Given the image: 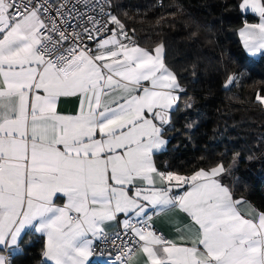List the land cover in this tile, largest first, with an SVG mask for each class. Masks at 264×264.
<instances>
[{"label":"snow or ice","instance_id":"snow-or-ice-1","mask_svg":"<svg viewBox=\"0 0 264 264\" xmlns=\"http://www.w3.org/2000/svg\"><path fill=\"white\" fill-rule=\"evenodd\" d=\"M82 3L0 0V250L32 230L44 264H91L97 241L111 264H264V210L234 197L222 163L191 176L156 164L184 91L164 44L140 47L105 5L102 19ZM239 7L259 18L239 30L259 53L264 0ZM173 210L187 222L169 239L152 221Z\"/></svg>","mask_w":264,"mask_h":264},{"label":"trees","instance_id":"trees-1","mask_svg":"<svg viewBox=\"0 0 264 264\" xmlns=\"http://www.w3.org/2000/svg\"><path fill=\"white\" fill-rule=\"evenodd\" d=\"M108 1L138 45L164 44L165 61L184 89L157 166L191 175L236 158L233 177L225 174L222 182L235 198L264 210V108L256 100L264 96V57L248 56L237 35L256 18L241 13V0ZM229 75L236 80L226 88ZM20 246L11 264H44L42 237L27 232Z\"/></svg>","mask_w":264,"mask_h":264},{"label":"crops","instance_id":"crops-1","mask_svg":"<svg viewBox=\"0 0 264 264\" xmlns=\"http://www.w3.org/2000/svg\"><path fill=\"white\" fill-rule=\"evenodd\" d=\"M240 3H242V0H241V2ZM240 5V4H239ZM239 9H240V7H239ZM240 11H241V13L242 14H250L251 16H254L256 19H255V21H253V22H248V23H258L259 22V18H258V16L256 15V14H253V13H251V11H248V12H242V10L240 9ZM244 26V24L239 28V30L242 28ZM239 30H238V32H237V35H238V39H239V41H240V44H241V46H242V48H243V50H244V52L248 55V56H250V57H252V58H259L260 56H263L264 57V50H261V52H259V53H255V54H253V53H250L247 49H245L244 48V46H243V40H242V38L240 37V35H239ZM140 46V45H139ZM140 47H142V46H140ZM155 47V46H154ZM154 47H152V48H146V49H153ZM145 48V47H144ZM261 104V103H260ZM261 106L264 108V104H261ZM74 107H75V101H73V100H71V99H68V100H66L64 103H62L61 104V108H62V110H64V111H66V112H71L73 109H74ZM166 139V138H165ZM167 140V139H166ZM166 148V147H165ZM164 148V149H165ZM195 173V172H194ZM193 173V174H194ZM181 175V174H180ZM192 175V174H191ZM191 175H184V176H191ZM225 175V174H224ZM226 185H228V184H226ZM230 188H231V186L230 185H228ZM247 201V200H246ZM58 203H62V201H58ZM250 203V202H249ZM124 217H121V220L123 219ZM177 220H183L184 222H187L186 221V218H184L181 214H179L177 211H175V210H173L172 212H168V213H162V214H159V215H156V216H154L153 217V225L156 227V228H158L167 238H169V239H174L175 238V221H177ZM118 227V224H114L113 225V227L111 228V229H109V232L110 231H114V230H116V228ZM27 232H32V233H34V234H36L37 236H40V237H42V239H43V242H44V247H45V242H46V238L42 235V234H40V233H36V232H34V231H32V230H29V231H27ZM20 249H21V251H22V248H21V246H20ZM21 251H19V252H16V253H11L10 254V250H8V249H3V250H0V254H2V255H5V256H8L9 257V259H10V257H12L13 255H15V254H18V253H20ZM43 259V262H44V258H42ZM96 262L95 261H93V259H92V261H91V264H95ZM97 264V263H96Z\"/></svg>","mask_w":264,"mask_h":264},{"label":"built area","instance_id":"built-area-1","mask_svg":"<svg viewBox=\"0 0 264 264\" xmlns=\"http://www.w3.org/2000/svg\"><path fill=\"white\" fill-rule=\"evenodd\" d=\"M88 5L87 7L85 6ZM101 5H105V12H110V5H109V1L108 0H84V3H82L80 5V10L82 12H86V13H89V14H92L93 13V7L95 9V13L97 14L98 18H102V19H106V17H101L100 13H99V8ZM153 223V222H152ZM154 228L162 233L158 228H156L154 226ZM114 231H119V225L118 227L116 228V230ZM113 231H110V235ZM96 249L98 252L100 251H103L105 253V255L103 257L101 256H95L93 257V261H95L96 263L98 264H111V260H109L108 256H107V253L108 251L111 249L113 253H115V249L112 248L111 244L110 243H107V242H104V241H97V244H96ZM114 255L112 256V260H114Z\"/></svg>","mask_w":264,"mask_h":264},{"label":"rangeland","instance_id":"rangeland-1","mask_svg":"<svg viewBox=\"0 0 264 264\" xmlns=\"http://www.w3.org/2000/svg\"><path fill=\"white\" fill-rule=\"evenodd\" d=\"M259 156H260V155H255L254 157H255V159L257 160V159L259 158ZM236 164H237V159L235 158V159H233L231 165L225 168V169H227V172H226L225 174H226V175H231V176H232V171H233L234 167L236 166ZM232 177H233V176H232ZM232 177H231V178H232Z\"/></svg>","mask_w":264,"mask_h":264}]
</instances>
